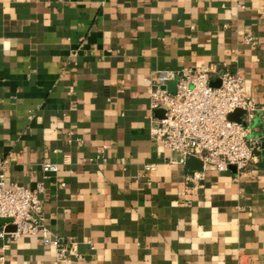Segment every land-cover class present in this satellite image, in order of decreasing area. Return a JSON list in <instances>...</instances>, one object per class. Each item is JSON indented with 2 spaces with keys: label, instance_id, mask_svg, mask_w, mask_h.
I'll return each instance as SVG.
<instances>
[{
  "label": "crops",
  "instance_id": "crops-1",
  "mask_svg": "<svg viewBox=\"0 0 264 264\" xmlns=\"http://www.w3.org/2000/svg\"><path fill=\"white\" fill-rule=\"evenodd\" d=\"M199 65L264 104V0H0V175L42 186L52 239L0 264H264L263 154L194 179L152 136L151 78Z\"/></svg>",
  "mask_w": 264,
  "mask_h": 264
},
{
  "label": "built area",
  "instance_id": "built-area-1",
  "mask_svg": "<svg viewBox=\"0 0 264 264\" xmlns=\"http://www.w3.org/2000/svg\"><path fill=\"white\" fill-rule=\"evenodd\" d=\"M250 42L253 38L248 39ZM220 80L219 86L212 82ZM175 82L176 89H169ZM164 86H167L164 88ZM152 109L165 111L163 117H153V138L171 153L181 154L179 160L187 164L191 157L203 162V171H194L193 178H203L205 170H228L235 166L239 174L260 163L264 149V104L250 94L242 74L229 67L215 70L199 65L188 69H162L151 78L149 88ZM244 111L240 120L229 115ZM55 164L45 165L46 171H56ZM42 186L33 190L25 185L8 182L0 175V238L11 235L42 233L46 244L52 242L45 226ZM14 225L15 230L7 227ZM58 257L67 258L70 250L59 244Z\"/></svg>",
  "mask_w": 264,
  "mask_h": 264
},
{
  "label": "water",
  "instance_id": "water-1",
  "mask_svg": "<svg viewBox=\"0 0 264 264\" xmlns=\"http://www.w3.org/2000/svg\"><path fill=\"white\" fill-rule=\"evenodd\" d=\"M212 84L214 86H219L220 85V80H217V81H214L212 82ZM167 86H164V88H166ZM169 89H171L172 91H175L176 89V85H175V82H172L170 83V85L168 86ZM165 111L163 109H158L156 111V114L158 117H163ZM244 113L243 110L241 109H238L236 112L232 113L229 115V118L231 120H240V117L241 115ZM263 147H264V142H263ZM262 154H263V159H264V149L262 151ZM187 167L190 169V170H202L203 169V162L201 160H199L198 158H195V157H191L188 159L187 161ZM231 168H234L236 169L235 166H232ZM16 227L14 225H10L9 227V230H15Z\"/></svg>",
  "mask_w": 264,
  "mask_h": 264
}]
</instances>
